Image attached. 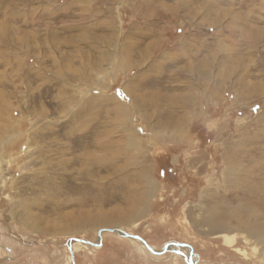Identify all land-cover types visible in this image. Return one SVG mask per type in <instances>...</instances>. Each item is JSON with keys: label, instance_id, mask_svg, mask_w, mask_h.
I'll use <instances>...</instances> for the list:
<instances>
[{"label": "rangeland", "instance_id": "1", "mask_svg": "<svg viewBox=\"0 0 264 264\" xmlns=\"http://www.w3.org/2000/svg\"><path fill=\"white\" fill-rule=\"evenodd\" d=\"M0 264H264V0H0Z\"/></svg>", "mask_w": 264, "mask_h": 264}, {"label": "bare ground", "instance_id": "2", "mask_svg": "<svg viewBox=\"0 0 264 264\" xmlns=\"http://www.w3.org/2000/svg\"><path fill=\"white\" fill-rule=\"evenodd\" d=\"M147 180H148V178H147ZM217 224L215 223V224H213L212 225V229H215V228H219V229H222V227H224V226H222V227H219V226H216ZM226 228V227H225ZM114 231V230H113ZM115 231H117V232H119V234L120 233H122L121 231H119V230H116L115 229ZM123 234V233H122ZM128 234H131V235H133L132 233H129L128 232ZM222 236V240H223V243L224 244H226L227 246H232V244H233V242H234V236H228L227 234H222L221 235ZM129 238H132V239H136V238H134V237H132V236H128ZM137 241H140V243H141V240H139V239H136ZM75 241H69V245H70V248H71V251H74L75 250V248H73V247H75L77 244H81V245H83L84 247H85V245L86 244H88L87 242H83V241H81V240H78V241H76L75 243H74ZM90 244V243H89ZM146 246V245H145ZM239 251H241V250H239ZM243 253V252H242ZM70 255H71V257H70ZM70 255H68V259H73V256H72V252H70Z\"/></svg>", "mask_w": 264, "mask_h": 264}, {"label": "water", "instance_id": "3", "mask_svg": "<svg viewBox=\"0 0 264 264\" xmlns=\"http://www.w3.org/2000/svg\"><path fill=\"white\" fill-rule=\"evenodd\" d=\"M99 234H100V231H99ZM125 236H132V237H134V238H136V239H139V240H141L142 242H144V244L146 245V247L147 248H149V246L145 243V241L141 238V237H139V236H137V235H131V234H128V232H124L123 233ZM151 250V249H150Z\"/></svg>", "mask_w": 264, "mask_h": 264}]
</instances>
